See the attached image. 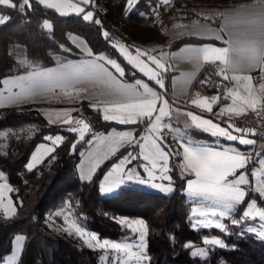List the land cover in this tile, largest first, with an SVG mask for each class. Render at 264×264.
Instances as JSON below:
<instances>
[{"label":"trees","instance_id":"obj_1","mask_svg":"<svg viewBox=\"0 0 264 264\" xmlns=\"http://www.w3.org/2000/svg\"><path fill=\"white\" fill-rule=\"evenodd\" d=\"M197 1L203 0H171L169 3L138 0L129 11L127 0H90V6L96 5L98 9L93 19L86 21L82 15L61 16L35 0H29L31 7L25 5L23 9L20 7L23 0H12L15 8L0 5V12L8 16V20L0 24V81L4 76L21 71L16 67V60L10 52L15 42L21 43L27 56L42 66L54 64L56 54H63L65 59L82 56V52L69 41L70 33L83 37L94 53H104L116 59L124 68L127 80L142 77L113 47L111 37H106L104 30L118 27L120 34L130 42H163L166 37L162 26L176 8L185 9V14L181 16L183 20L203 18L192 10ZM233 1L245 0H210V5L223 8ZM45 20L51 22L50 31L42 25ZM96 20L100 23H95ZM205 41L184 36L173 40L168 48L176 49L185 43ZM211 68L212 64H208L197 75L192 90L210 76ZM30 107L31 103H22L0 108V131H14L5 150L0 151V172L12 189L10 195L16 206L15 213L9 217L0 211V264L11 253L17 235H23L24 239L16 264H100L97 250L81 245L75 238L57 232L46 223L47 215L66 202L82 218L84 226L101 238L119 240L125 237L127 231L117 220L120 216L143 219L147 227L146 251L150 264H264V241L238 226H229L227 219L224 222L228 225V233L214 227H193L191 204L185 195V182L192 175L181 174V155L171 151L169 173L174 188L172 193L163 195L122 188L116 195L102 197L99 183L103 175L128 152L129 147L121 148L105 160L91 179L81 180L77 177L75 166L85 144L72 152L70 146L74 136L64 132L62 126L49 124L37 110ZM82 112L92 126V133L134 127L138 140L140 132L147 125V119L138 124L105 121L86 103L82 104ZM33 124L34 131L25 136L28 126ZM190 133L207 143H212L214 138L196 129L190 130ZM49 134H61L64 139L39 165L28 170L25 165L31 152ZM254 137L257 141L261 140L258 136ZM225 143L248 153L250 159L246 167L237 173L244 171L251 179L258 147L238 142ZM137 148L136 143L134 149ZM250 200H256L260 207H264V199L247 189L245 202L236 207L237 216L245 210ZM209 236L219 237L226 247L208 248L210 250L206 258L193 255V247H185L186 242L194 246L202 245L204 238Z\"/></svg>","mask_w":264,"mask_h":264},{"label":"snow or ice","instance_id":"obj_2","mask_svg":"<svg viewBox=\"0 0 264 264\" xmlns=\"http://www.w3.org/2000/svg\"><path fill=\"white\" fill-rule=\"evenodd\" d=\"M41 3H45L47 7L56 8L60 11L62 7L74 9L75 11L83 12V8H78L75 4H55L47 3V0H40ZM87 2V0H85ZM131 6L137 2V0H127ZM168 0H164L167 3ZM0 5L9 6L15 8L16 5L12 3V0H0ZM27 5L31 7L29 0H23L21 9ZM131 8H129V11ZM62 15L65 13H61ZM141 15H144L141 13ZM93 17L91 11L87 12L83 19L88 21ZM8 20L7 16H0V24H4ZM95 23L99 24L100 21L96 20ZM44 27L51 28V25L45 21ZM221 32H224L228 39H225L223 35H216L217 40H222L226 47L216 46H204L198 49H194V55L196 59L203 60L215 64L219 62L217 67L219 68V74H224L223 79L228 80V72H244L245 70L260 67L264 71V0H255L253 4L241 6L234 13L228 14L224 17V24L221 26ZM107 37L108 34L105 32ZM115 47V45H113ZM135 61L131 57V53L125 46H120V54L127 60L133 68L138 69L141 73L148 77L149 80H155L161 88L164 87V82L160 77V72L150 69L143 61L139 59L140 56L146 55L142 53L140 49H136ZM89 55L91 53L89 52ZM162 56L165 54H161ZM148 59L155 64L156 69L163 70L165 65L161 63L155 56H148ZM98 61H104L111 65L120 76H124V68L116 60L109 59L107 56L100 55L96 58ZM199 67V64H197ZM252 77L250 75H233L232 80L237 84L241 80L245 81L242 85L245 95L237 91L229 89L227 92V99L229 96L232 98V105L227 108H222L220 115L227 112H234L237 115L244 111V107L250 108L252 111H257V106L261 103V99L264 98V83L259 84V92L262 94L260 98L256 96V90L252 85ZM264 79V77H261ZM93 82L101 86V96L103 97L96 103L90 104V107L97 108L102 105V111L104 113L103 119L105 121H117L120 124H138L144 123L147 118L148 133L157 132L161 127L171 128V123H162L164 117H169L171 114L166 111L168 101H163V106L157 109L156 93L152 92L147 83H143L137 79L134 85L122 83L117 80L112 73L108 72L103 63L96 62H83L80 64H64L56 70H43L34 72L28 77H21L19 81L13 83V87L19 88V92H12L8 89L7 99L10 101H19L25 97H31L42 92H53L59 89L61 93L66 96H72L75 92L74 98H79L80 93L85 92L86 89L78 87V85ZM139 88H143L144 92L141 93ZM4 95L0 92V100H3ZM89 98V97H86ZM90 99V98H89ZM219 97L209 98H197L191 101L192 104L204 109L208 112L212 111V105L217 102ZM243 105L244 107L237 108L236 105ZM65 111L62 115L57 113L55 119L50 118L49 123L60 122L62 124L71 125L73 123V117L71 111ZM177 112L180 110L177 109ZM155 114V115H154ZM190 117L192 124L196 129H200L206 133H210L213 137H222L228 141H238L242 145H252L254 141L252 139H246L243 136H237L232 134L229 129H234L236 132H246L247 129H240L234 127L233 123H228L227 127H221L217 123H213L211 120L202 119L200 116L193 114L192 112L186 113ZM74 127L68 128L69 132L79 133V140L85 139V134L89 131V125L81 119L75 120ZM188 124H185V128ZM178 133L180 129H175ZM52 141L53 145H57L62 142L64 137L61 135H55L54 137H47ZM95 139V137H94ZM133 137L131 132H121L115 137H104L101 139V143L107 142L108 153L115 155L120 147L125 144L132 145ZM140 140H144V143H140ZM140 140H136L139 144L140 154L143 157V163L139 165L143 169V173L146 174V179L142 178L140 171L133 169L125 170V165L131 163L137 159L136 155L128 153L121 161L113 165L112 169L104 177L106 182L105 186H102V191L106 194L113 193L116 189L122 185H126L127 182L135 181L140 186H146L152 189H156L161 193L170 194L174 191L172 187V176L169 175L168 160L171 155V151H164L157 141L163 142L161 136H142ZM91 144L92 141H87ZM183 148V160L179 167L181 168V174L194 175V179L187 180V193L192 198H199L201 203L207 202L209 207L206 210L198 211L197 208H192V217L197 215L201 217L226 218L229 214L236 209L238 205L245 202L246 190L243 185L249 184L248 174L246 172H240L237 175L239 169H244L248 160L250 159L248 154L242 153L234 148H226L224 150H216L208 145L193 144L190 139L186 143L181 144ZM54 151V148H45L44 153ZM72 151H75V145L72 147ZM43 153L34 154L31 158V162L27 164V169L32 168L40 162ZM176 155L181 153L176 152ZM107 158V157H105ZM163 161V163H158ZM101 161H97L92 165L91 171L95 172L99 167ZM261 165H264V160L259 161ZM252 175L259 181L258 187L255 191L258 192L261 198H264V171L257 173L252 172ZM232 177V179H229ZM0 178H3V174L0 173ZM91 179V176L82 177ZM168 181L167 186L163 183H157L156 181ZM12 191L7 184H0V198L3 197L4 191ZM4 207L5 212L14 213V209L11 206V201L7 205H0ZM245 211L242 212L240 218H233L231 223L233 225L240 223L241 219L256 220L259 218L261 222L259 228L248 227L245 232L255 233L256 237L264 241V207H258L257 201L252 200L247 203ZM120 224L132 228L133 224L139 225V228L135 229L139 232V248L140 251L136 254V264H150V257L147 255L146 234L147 228L143 220L129 221L128 219L121 218L118 221ZM196 224L201 225L204 228L215 227L222 232L227 231L225 224L221 220H204L196 221ZM193 225V227L196 226ZM67 230V229H66ZM75 233L81 237H87L84 243L89 247H99L101 249L110 248L117 252H126L130 245L122 244L119 242H110L104 240L100 242L96 234L87 233L80 227H75ZM24 239L22 236H17V242ZM93 242H96L93 244ZM204 243L212 246L226 247L222 239L220 238H205ZM186 248H192L194 245L191 242H186ZM208 250L199 249L194 251L193 255H200L203 258L207 257ZM20 249H17L16 257L19 255ZM119 261V257L116 258ZM126 264V262H124Z\"/></svg>","mask_w":264,"mask_h":264},{"label":"crops","instance_id":"obj_3","mask_svg":"<svg viewBox=\"0 0 264 264\" xmlns=\"http://www.w3.org/2000/svg\"><path fill=\"white\" fill-rule=\"evenodd\" d=\"M35 1L38 2L42 6L55 11L57 14H59L61 16H71V15H82V16H84L87 12L91 11L93 13V17H94V13H95L93 6H90V0H87V2H85V0H47V3H55L58 5L59 4H68V3L75 4L78 8L84 9L83 12H79V13L77 11H75L74 9L67 8V7H62L60 9V11H57L56 8L47 7L46 4L41 3L40 0H35ZM159 1L164 3V0H159ZM169 2H170V0H168L167 3H169ZM254 2H255V0H251V1L246 2V3H241L237 6H231V7H226V8L221 9V11L219 12V14H220L219 26H215L206 18L205 19L192 18V19H187V20H183V19L178 20L177 19L178 21H175L174 19H172L169 16V18L166 19V21L164 22V24L162 26L163 34L166 37V40L163 42H155V41H149V42H144V43H137L135 41L130 42V41H127L120 34V31L117 30L116 28L111 29V30L105 29L104 33L106 32L108 34V36L111 37L112 45H115V48L118 52H119L120 46H124V45L120 44V41H123L126 44L125 47L131 53V57L133 58L134 61L136 58V51L135 50L140 49V51L146 52L150 56H155L157 59H159L161 61V63H163L165 65V69H163V70L156 69L155 64L152 62H149L147 57H144V60L141 57H139V59L141 61H143L144 64L147 65L148 68L160 72V77H158V78L163 79V82H164L163 88H161L158 84H156L155 80H149L148 77L145 76L143 73H141L138 69L133 68L131 66V64H129L127 62V60L119 52V54L124 58V60L134 70H136L137 72H139L142 75V77H137L133 80H127L124 76L121 77L120 74L118 72H116V70L111 65L107 64L104 61L96 60V58L98 56H100V55L107 56L106 54L94 53L91 50L87 41L83 37H81L75 33H70L68 36L69 41L76 48H78L82 52L83 55L80 57H76V58L57 59L54 64L49 65V66H42L37 61H31L32 65H30V66L24 65V66L20 67L21 71L16 72V73L11 74V75L4 76L0 81V92H2L4 95L3 100H0V108L12 106V105H18V104H22V103H31V107L29 109L37 110L40 113V115L43 118H45V120L48 123H49L50 118L55 119V116L57 113L62 115L65 111L75 109L74 111H71V115L73 117V123L71 125L62 124L60 122L51 124V125H58V126H62V127L72 126L73 124H75L76 119H78L81 116H85L82 112V104L83 103H86L88 105V107H90V104L96 103L103 98L101 96V86L100 85L95 84L93 82H87V83L78 85V87H83L86 89L85 92L80 93L79 98H74L75 92H73V95L70 97V96H66L63 93H61V91L59 89H56L53 92L38 93L34 96L25 97L19 101H15V102L7 99V97H8V91L7 90L11 89L12 92H19L20 91L19 88L13 87V83L19 81L21 77H28V76L32 75L34 72L43 71V70H56V69H59L62 65L68 64V63L80 64V63H83L86 61L87 62H93L94 61L96 63H103L104 67L107 69V71L112 73V75L122 83L134 85L135 81L137 79L141 80L143 83H147L149 85V88L152 90V92L156 93V96L151 97V98L156 99L157 109H159L161 106H163L164 100H167L168 106L166 108V111H169L170 114H171V112H174L176 114V117L175 116L164 117L162 123H171V125H173V121H169L171 117H173L175 120H180V119L184 118V120L187 122V124H189L191 126L190 129L192 130V129H196V128L192 124L190 117H188L186 115V113L192 112L193 114L200 116L202 119L211 120L213 123H216V122H214L210 118H207V116H205V115H209V114L215 115L217 113L218 121L221 124L228 126V124H226V122L223 120L225 118V116H231V117L240 116V115L244 114L247 110H251V109H248L247 107H244L243 105L239 104V102H238L236 105L237 108L238 107H244V111L241 114L237 115L234 112H227L223 115H220V111L222 108H227V107L233 106L232 105V98L230 96L227 99H225L229 89H232L233 91L238 90L241 94H243L242 92H244L242 85L245 83V81L241 80L239 82V84H237L236 81L232 80V76L233 75H240V76L250 75L253 78L252 79V85H253V88L256 90V96L258 98H260L262 96V94L259 92V84L264 83V79H261V77H264V71H262L260 67H256L253 69L245 70L244 72H237V73L228 72V73H226L229 76L228 80L223 79L224 74H219L218 78H219V80H221L224 83L225 92L223 94L211 93L208 95L200 96L196 93V90H192V88H191L193 81L195 80L197 75L205 68L206 65L212 64V68H213L214 66H217L219 64V62H216L215 64H213V63H209V62H204L202 59L198 61L194 55L193 50L204 47V46L226 47L227 45L224 44L222 40L216 39V35H223L225 39H228L227 35L224 32L220 31L221 26L224 24V17L228 14L234 13L237 9L241 8V6L253 4ZM134 5L135 4L130 6L127 2L128 9L132 8ZM1 6L9 7V6H5V5H1ZM94 6H96V5H94ZM10 8H12V7H10ZM62 12L65 14L62 15L61 14ZM0 16H7V15L0 12ZM93 17H92V19H93ZM45 21H48V20H45ZM45 21H43L42 25L45 23ZM88 21H90V20H88ZM51 28H52V25H51ZM51 28L50 29L45 28V29L47 31H50ZM184 36H192V37H196V38H200V39H205L207 41H205L203 43H185L176 49H169L168 48V46L170 45V43L173 40L184 37ZM89 52L91 53V55H89ZM162 53L165 55L162 56L161 55ZM107 57L109 59L116 60V59L111 58L109 56H107ZM197 64H199V67H197ZM121 67H122V65H121ZM218 72H219V70H218ZM139 91L141 93H143L144 89L139 88ZM213 96H217V97H219V99L217 100V102L215 104L212 105V111L211 112H208L204 109H201V108H199L196 105L191 103V101L194 99L204 98V97L209 98V101L211 102V97H213ZM86 97H89L90 99L86 98ZM262 99L264 100V98H262ZM258 106H261V105H258ZM102 107H103L102 105H99L97 108H92V107H90V108L96 110L100 114V116L103 118L104 113L102 111ZM177 109H179L180 111L177 112L176 111ZM176 118H178V119H176ZM145 119H147V118H145ZM112 122H117V121H112ZM221 127H223V126H221ZM234 127L240 128L239 126H236V125H234ZM168 129H170V128H168ZM196 130H200V129H196ZM125 131L131 132L132 137L134 138L133 141H136V128H134V127H127V128H122V129L111 128L107 132L96 133L95 136H92L90 139L86 138L87 140H85V145L83 146V148L79 152V159H78L76 166H75V171L77 172L76 173L77 176H80V175L83 176V173L86 171V169L90 168V167L92 168V165L94 163H96L97 161H101L99 164V166H100L105 160H107L109 157L112 156L111 154L108 153L107 142H105V143L100 142L102 138H104V137H115L119 133L125 132ZM200 131H202V130H200ZM230 131H232V134H234V135L245 134V132H236V131H234V129H230ZM202 132H204V131H202ZM207 134H210V133H207ZM55 135H61V134L46 135L44 138V141L39 142L34 147V149L31 152L25 166H27V164L31 162V158L34 154L43 153L41 156L40 162L34 166V167H36L48 155H50L53 152L52 151L49 153H44V149L45 148H54L55 149L56 146H58L61 143V142H59L57 145H53L52 141L47 139V137H50V136L54 137ZM248 135H250L251 137H254L253 135H251L249 133H248ZM94 137H95V139H94ZM215 138L221 140L222 142L207 143L206 141H202V140L201 141L191 140V141H193V144L208 145V146H210L216 150H224V149L229 148V147L236 149L232 144L225 143V142H238V141H228L222 137H215ZM187 140H189V139L176 137V139L174 141L177 148L179 149V152L181 153V160H183V155H182L183 148L180 147V145L186 143ZM87 141H92V143L89 144V143H87ZM140 143H142V140H140ZM258 143H259V141L256 140L254 145H256V147L260 148ZM126 145L127 144H125L124 146H126ZM123 147H120L119 150ZM238 151H240V150H238ZM240 152H242V151H240ZM139 153H140V148H139V144H138V148L136 149V154L140 158ZM242 153L248 154L247 152H242ZM123 156H121L115 163H113L110 166V168L106 171V173L113 167V165L118 163ZM105 157H107V158H105ZM142 161H144V160H142ZM129 166H130V164H127L126 168H128ZM91 168H90V171H91ZM97 168H96V170H97ZM96 170H95V172H96ZM95 172L91 171V174H92L91 176H93ZM241 172H244V171H241ZM239 174H240V172L237 173V175H239ZM194 178H195L194 175H192L189 179H194ZM229 179H232V177H230ZM248 179H249V184L243 185L242 187L245 188L246 192H247V189H251L254 192L258 193L257 191H255V189L258 187L259 184L257 182H259V181H257L253 175L251 176V179L249 177H248ZM187 180L185 182V195L187 197V200L191 204L190 219L192 221V224H196V221H204V220H203V217H201L199 215H197L196 217H192V208L195 207L198 209V211H201V210H206L209 207V205L206 204V202L201 203L199 198L194 199L188 195V193H187ZM0 184H7L10 187V185L7 183V181L4 177V174H3V178H0ZM10 193H11V191L10 192L6 191V190L4 191L3 197L0 198V205H7V204H9V201H11V206L14 209V213H15L16 206H15V204L11 198ZM199 204H201L202 207H199ZM0 211L3 213V215H5L7 217L12 216L14 214L11 212H5L3 206H0ZM217 218H220V217L217 216ZM221 219H224V218H221Z\"/></svg>","mask_w":264,"mask_h":264},{"label":"rangeland","instance_id":"obj_4","mask_svg":"<svg viewBox=\"0 0 264 264\" xmlns=\"http://www.w3.org/2000/svg\"><path fill=\"white\" fill-rule=\"evenodd\" d=\"M249 1H251V0H245L244 2L233 1L228 6H225L223 8L231 7V6H237V5L241 4V3H246V2H249ZM170 2H171V0H170ZM196 4H197L196 6L192 7V10L195 13L199 14L200 16H202L203 17L202 19L206 18L207 20H209L215 26H219V23H220V14H219V12L223 8H216L214 6H211L210 5V0H203L201 2L197 1ZM94 8L97 11L98 6H93V9ZM184 14H185V9H181L180 7H178V8L175 9V11H173L170 14L171 15L170 17L172 19H174L175 21H178V20H182L181 16L184 15ZM47 22H48V24L51 25V23L49 21H47ZM215 23H218V25L215 24ZM44 24H43V27H44ZM44 28H46V27H44ZM116 29L119 30L118 27H116ZM135 42H137V41H135ZM137 43H142V42H137ZM120 44L126 46V44L123 41H120ZM64 49H66V48L64 47ZM10 52L13 55V57L15 58V60H16V63H17L16 67L17 68H20V67H22L24 65L30 66V65H32L31 61H35V60H33V59H31V58H29L27 56L25 48H24V46L21 43H18V42L13 43V45L10 48ZM141 52L145 53L146 55H142L140 57L143 60H144V57H147V59H148V56H150V55H148L146 52H143V51H141ZM63 57H64L63 54H56L55 55V59H61ZM148 61L151 62L149 59H148ZM242 93L243 94H241V95H245L244 92H242ZM259 105H264V100L263 99H261V103ZM248 109H250V108H248ZM170 116H175L176 117V114L174 112H171ZM205 116H207V118L212 119L217 124H219V125H221L223 127H227V126H225L224 124H221L218 121L217 113L215 115L209 114V115H205ZM229 117H231V116H225V118L223 119L226 122V124L230 123L229 120L227 119ZM176 119H178V118H176ZM169 121H173V125H172L173 127L172 128L168 129V128L161 127L157 132H154V133H148L146 131V129H147V125H146L142 129V131L140 132V138L142 136H144V137L151 136L153 138L155 136H157V135L161 136L163 138V142L161 143V141H159V140L157 142L160 143V146L164 149V151H172L173 150L174 154L177 152V146H176V144L174 142L176 137H181V138L190 139V140H194V141H201V140L205 141L204 139L197 138V137H195L194 135H192L190 133V130H191L190 127L191 126L189 124H188V127L185 128V124H187V122L184 120V118H182L180 120H175L173 117H171ZM34 126H35L34 124L28 126V128H27L28 130L25 132V136L30 135L34 131V129H35ZM175 129H180V131L177 133L175 131ZM95 134L96 133H92V131H91V133L89 134L87 139H90L92 136H95ZM13 136H14V131H12V130L2 129L0 131V151H4L5 150L8 140L11 137H13ZM237 136H243L246 139H252L254 141V144L256 142V139L254 137H251L250 135H248V133H246V132H245V134H238ZM140 138L138 140H140ZM136 140H137V138H136ZM144 142L145 141L142 140V143H144ZM211 142L212 143H219V142H222V141L214 137L211 140ZM84 144H85V141H84ZM135 144H136V141H133L132 145H128V144L126 145L127 147H129V150H128L127 153H125L124 156H127L128 153H132L133 155L137 156V159L134 160V161H131V163H129L130 166L128 168H126V165H127L126 164L125 165V170L133 169L135 171H140L141 175H142V178L146 179V174L143 173V169L140 168L139 165H141L143 163H147V161H142L143 157H142V155L140 153H139L140 158L138 157V155L136 154V150L134 149V145ZM258 144H259L260 147H262L263 146V141L260 140ZM126 146H124V147H126ZM169 159H170V156H169ZM158 163H163V161H158ZM168 166H169V160H168ZM90 168L86 169V171L83 173V176L80 175V176H77V177L79 179H81V180H89V179L82 178V177H87L89 175L90 176L92 175L91 171H90ZM253 171H256L257 173H259V169L257 167H254L252 169V172ZM107 173L103 175V177H102V179H101V181L99 183V192H100V195L102 197H110V196L116 195L122 188L141 189V190L148 191V192H153V193H157V194L166 195L164 193L159 192L156 189H152V188H149V187H146V186H140V185L136 184L135 181L127 182L126 185H122L120 188L116 189L113 193L106 194L101 189H102V186L106 185V182L104 181V177L107 175ZM168 174L170 175V173H168ZM156 182L157 183H163L165 186H167V184H168V181L157 180ZM257 183L259 184V182H257ZM171 184H172V182H171ZM250 201H252V200H250ZM206 204H207V202H206ZM257 206L260 207L258 204H257ZM199 207H202V205L199 204ZM245 210H247V209L245 208ZM241 215H242V213L239 216H237L236 209H235L229 214L228 217H226L224 219L217 218V217H211L210 215H208L207 217H203V220H214V221L215 220H221V222L223 224H225V226L227 228L228 225L224 222L225 219L228 220V224L230 226V225H233L231 223V220L234 217L235 218H240ZM46 218H47L46 219V223L48 224V226H50L51 228H53L57 232H60V233H63L65 235H68L70 237L75 238L81 245H84L86 247H89L87 244L84 243V240L87 237L78 236L75 233V227H80V228L84 229L87 233L96 234L97 237H98V240L100 242H103L104 240H108L110 242H119V243H122V244L130 245V248L126 252H117L116 250H113V249H110V248L101 249L99 247H89V248H92L94 250H97L100 264H124V262H126V264H136L135 256L140 251V248H139L140 241H139V232H136L135 229L139 228V225L133 224L132 228H128L127 226L121 224V226L123 228H125V230L127 231L125 237L122 238V239L112 240V239H109V238H101V237H99V235L96 232L91 231V230L87 229L84 226L82 218L77 216L74 213V211L72 209V206L68 202H66L61 208L49 213ZM121 218L128 219L129 221L143 220V219L137 218V217H126V216H120V217L117 218V220L119 221ZM260 223L261 222L259 221V218H257L256 220H252V219L244 220V219H241L240 223L235 224L233 226H238L241 230H246L248 227L259 228ZM195 228H204V227H202L199 224L198 225L196 224ZM208 228H213V227H208ZM226 232L228 233L229 230H227ZM253 234L255 235V233H253ZM17 236H22L23 237V235H17ZM17 236H15V239L13 241V249H12L11 253H9L7 256H5L2 264H16V262H17V260L19 258V255H20L22 242H23V240L20 241V242H17V240H16ZM205 238L211 239V238H219V237H217V236H209V237H205ZM205 238H204V240H205ZM204 240H203V244L202 245L194 246L192 248L191 252L193 253L194 251H197L199 249L208 250V248L213 247L212 245L205 244ZM95 243L96 242H93V244H95ZM146 244H147V234H146ZM18 248L20 249V251H19L18 257H16L15 254H16ZM197 256H199L200 258H203L200 255H197ZM117 257L120 258L119 261H117V259H116Z\"/></svg>","mask_w":264,"mask_h":264},{"label":"built area","instance_id":"obj_5","mask_svg":"<svg viewBox=\"0 0 264 264\" xmlns=\"http://www.w3.org/2000/svg\"><path fill=\"white\" fill-rule=\"evenodd\" d=\"M218 70L219 68L214 66L211 69L210 76L198 83L195 89L198 95L203 96L211 93L223 94L225 92L224 83L218 78ZM227 119L230 123L239 126L241 129H247L248 131L246 133L261 138L263 146L258 148L255 163L259 172L264 171V165L259 163V161L264 160V105L258 106L255 112L247 110L240 116L229 117Z\"/></svg>","mask_w":264,"mask_h":264},{"label":"water","instance_id":"obj_6","mask_svg":"<svg viewBox=\"0 0 264 264\" xmlns=\"http://www.w3.org/2000/svg\"><path fill=\"white\" fill-rule=\"evenodd\" d=\"M78 119L83 120L85 123H87V124L89 125V131L85 134V139H84L83 141H80V140H79V133H72V132H69V131H68V128H69L70 126L62 127V130H63L64 132H66V133L71 134V135L74 136V139H73V141H72V143H71V146H70V149H71V151H72V147H73V145H75V151H74V152H76V151H77V150H78V149L84 144V141L86 140V138L89 136V134H90L91 131H92V126H91V124H90V122H89V120H88V118H87L86 116H81V117H79ZM74 126H76V125L73 124L72 127H74ZM72 152H73V151H72Z\"/></svg>","mask_w":264,"mask_h":264}]
</instances>
